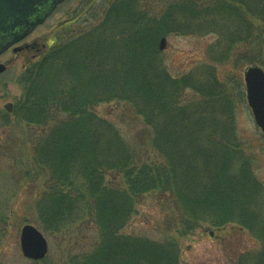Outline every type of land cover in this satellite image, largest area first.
<instances>
[{"label":"trees","instance_id":"16d2710c","mask_svg":"<svg viewBox=\"0 0 264 264\" xmlns=\"http://www.w3.org/2000/svg\"><path fill=\"white\" fill-rule=\"evenodd\" d=\"M147 4L112 0L98 22L71 30L18 78L22 95L12 114L42 131L33 164L48 181L35 204L38 223L48 232L87 222L96 227L93 247L71 256L70 264H180L176 241L121 233L139 199L153 194L183 235L203 224L248 229L261 249L240 264H264V183L244 153L235 119L243 87L230 90L207 68L177 78L162 58L169 33L196 29L222 36L214 46L222 57L214 61L223 62L251 39L250 18L264 21V0H178L159 15ZM187 91L200 98L186 101ZM115 100L143 118L162 161H143L97 115L100 104ZM10 116L4 114L5 124Z\"/></svg>","mask_w":264,"mask_h":264},{"label":"rangeland","instance_id":"374dc122","mask_svg":"<svg viewBox=\"0 0 264 264\" xmlns=\"http://www.w3.org/2000/svg\"><path fill=\"white\" fill-rule=\"evenodd\" d=\"M111 1L66 0L44 24L16 46L32 45L30 49L18 52L11 48L0 57V64L6 66V71L0 74V264H70L71 256L88 251L98 238L96 227L89 222L61 232L41 228L35 204L47 186L48 177L34 167L33 157L34 140L42 131L38 126L19 123L12 113L6 111L5 105L11 103L14 107L20 99L22 88L18 78L31 60L39 58L58 40L67 39L71 30L98 22ZM176 1L144 0V3L147 2L159 15ZM194 1L207 5L217 0ZM250 23L254 28L251 39L235 45L229 58L221 63L214 58L222 57V50L214 46L222 36L196 29L169 33L165 37L162 58L167 70L177 78L193 72L203 73L207 68L213 70L220 84L228 85L230 90L236 84L243 87L244 98L237 96L235 106L238 134L245 155L252 159L254 174L264 183V134L248 105L245 84L247 69L257 66L264 70V21L251 17ZM235 93L238 95L237 91ZM199 98L198 93L187 91L185 99ZM95 112L121 131L140 152L143 161H162L151 146L143 118L129 103L105 102ZM5 113L11 114L8 124L3 120ZM28 169H32L29 174ZM118 181L121 183V179ZM173 214L162 207L157 196H142L131 221L121 233L155 241H176L180 264H240L248 253L261 249L259 240L248 229L235 223L223 227L203 224L183 235L175 227L176 219L170 222ZM26 224L37 227L48 240L49 252L41 261L27 259L22 253L20 237Z\"/></svg>","mask_w":264,"mask_h":264},{"label":"water","instance_id":"95a60500","mask_svg":"<svg viewBox=\"0 0 264 264\" xmlns=\"http://www.w3.org/2000/svg\"><path fill=\"white\" fill-rule=\"evenodd\" d=\"M63 1L0 0V56L26 39ZM5 71L6 66L0 64V74ZM245 82L248 105L256 124L264 134V70L257 66L250 67L245 73ZM5 109L12 113L13 104H6ZM20 243L22 253L27 259L41 261L48 255V240L32 224H26L22 228Z\"/></svg>","mask_w":264,"mask_h":264},{"label":"flooded vegetation","instance_id":"af4514ba","mask_svg":"<svg viewBox=\"0 0 264 264\" xmlns=\"http://www.w3.org/2000/svg\"><path fill=\"white\" fill-rule=\"evenodd\" d=\"M66 1V0H65ZM64 1V2H65ZM63 2V3H64ZM63 3H61V4H63ZM61 4H59L57 7H59ZM32 19H34V18H32ZM46 21V20H45ZM45 22H43V24H44ZM37 29V28H36ZM34 44H36V43H34ZM31 46L32 45H23V46H20L21 47V50L19 51V52H23V51H26V50H28V49H30L31 48ZM35 46L33 45V48H34Z\"/></svg>","mask_w":264,"mask_h":264}]
</instances>
